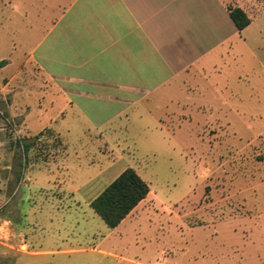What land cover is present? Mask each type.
Instances as JSON below:
<instances>
[{
  "label": "rangeland",
  "instance_id": "374dc122",
  "mask_svg": "<svg viewBox=\"0 0 264 264\" xmlns=\"http://www.w3.org/2000/svg\"><path fill=\"white\" fill-rule=\"evenodd\" d=\"M43 2L0 0V60L12 61L0 70V87L26 61L31 9ZM34 74L26 63L12 80L10 109L0 99V187L8 197L19 185L16 225L36 250L48 251L29 256L32 264H264L261 65L252 62L251 84L228 124L222 109L143 102L96 126L86 118L96 111L66 106L56 87L40 88ZM19 114L23 120L12 117ZM36 136L25 155L17 141ZM129 166L150 192L104 241L113 254L92 250L99 242L93 235L110 229L90 206L79 207L76 195H95ZM4 213L12 216L11 202ZM0 261L10 264L11 254Z\"/></svg>",
  "mask_w": 264,
  "mask_h": 264
},
{
  "label": "crops",
  "instance_id": "0c3cea01",
  "mask_svg": "<svg viewBox=\"0 0 264 264\" xmlns=\"http://www.w3.org/2000/svg\"><path fill=\"white\" fill-rule=\"evenodd\" d=\"M231 1L251 18L242 31L230 16L227 0H44L31 9L27 59L3 77L0 99L10 109V84L28 63L34 76L43 79L40 88L56 87L66 106L96 111L86 115L96 126L143 102L163 110L222 109L220 120L228 124V112L238 111L244 85L251 84L252 62L264 69V0ZM12 117L24 119L20 114ZM18 191L17 184L6 197L0 187L1 213L9 202L12 210V216H0V257L11 254L10 264H32L29 256L48 251L36 250L29 234L16 225ZM101 191L76 195L82 201L78 206L93 209L91 201ZM144 200L118 226L105 223L109 233L93 235L99 242L91 249L113 254L104 249V241ZM84 214L89 219L87 210ZM20 254L27 257L24 262Z\"/></svg>",
  "mask_w": 264,
  "mask_h": 264
},
{
  "label": "trees",
  "instance_id": "16d2710c",
  "mask_svg": "<svg viewBox=\"0 0 264 264\" xmlns=\"http://www.w3.org/2000/svg\"><path fill=\"white\" fill-rule=\"evenodd\" d=\"M231 18L240 31L247 27L251 18L247 12L235 2L227 3ZM8 60H0V67L6 65ZM44 133L43 131H41ZM58 137V136H57ZM21 138L17 141L25 155L35 144V139ZM29 139V140H28ZM58 139V138H57ZM60 142V138L58 140ZM18 180L21 172H18ZM150 192L149 183L139 174L134 167H127L120 172L96 197L91 201V206L105 223L113 228L131 213V211L144 200Z\"/></svg>",
  "mask_w": 264,
  "mask_h": 264
}]
</instances>
